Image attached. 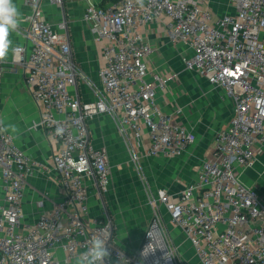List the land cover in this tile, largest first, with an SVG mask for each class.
Instances as JSON below:
<instances>
[{"label": "built area", "instance_id": "obj_1", "mask_svg": "<svg viewBox=\"0 0 264 264\" xmlns=\"http://www.w3.org/2000/svg\"><path fill=\"white\" fill-rule=\"evenodd\" d=\"M23 1L30 9L23 16L26 44L15 46L20 51L12 53V62L24 68L38 124L57 143L52 162L64 199L25 220L29 158L0 131V264H75L98 235L108 239L106 264H175L160 205L182 229L200 264H264V197L237 170L251 167L264 153V0H230L234 13L214 21L201 0H83L81 19L102 41L105 60L99 69L101 95L88 101L74 91L82 72L73 59L64 0ZM48 5L56 8L55 18L48 16ZM161 19L170 40L189 48L181 56L184 69L222 89L232 115L176 200L165 189L156 190L138 246L124 250L106 212L89 216L86 178L105 191L110 164L106 150L90 144L86 120L109 112L124 133L130 130L138 138L147 129L150 156L178 155L195 141L193 130L156 101L164 81L149 69L154 49L143 30ZM3 72L0 62V80ZM131 159H138L133 150Z\"/></svg>", "mask_w": 264, "mask_h": 264}, {"label": "crops", "instance_id": "obj_2", "mask_svg": "<svg viewBox=\"0 0 264 264\" xmlns=\"http://www.w3.org/2000/svg\"><path fill=\"white\" fill-rule=\"evenodd\" d=\"M13 3L21 13L18 31L9 36L15 47L26 44L23 16L30 9L23 0H13ZM64 3L73 59L82 72L74 91L81 100L88 101L96 94L101 95L99 69L105 63L103 43L81 19L85 2L64 0ZM201 4L210 12L213 21L235 11L230 0H201ZM45 10L49 17L51 14L55 18L54 6H45ZM165 23L162 19L154 21L143 30L145 40L154 49L147 58L149 69L158 72L164 81L163 87L156 91V101L163 111L175 112L177 119L193 130L195 141L181 154L150 156L146 154L149 144L147 129H143L138 138L130 130L124 133L109 112L86 120L90 144L104 148L110 164V181L105 191L99 192L95 179L86 178L89 216L106 212L113 221L116 243L124 250L138 246L152 212L147 208L142 213V200H138L135 193L137 187L140 198L143 197L141 183L129 161L131 150L138 154L140 167L137 171L145 178L148 199L157 189L163 188L170 199L176 200L195 178L201 161L211 155L216 132L227 126L232 115V102L223 95L222 89L213 86L203 75L184 69L181 56L189 52V48L182 42L170 40ZM38 120L39 110L26 85L24 68L12 62V52L9 51L0 80V122L29 158L31 172L25 178L22 201L26 221L49 211L64 199L52 162L57 143L48 137ZM237 170L240 179L254 186L264 197V153L257 156L251 167ZM163 217L167 220L165 227L173 247L185 258L189 257L192 264L194 261L200 264L182 229L170 223L167 216Z\"/></svg>", "mask_w": 264, "mask_h": 264}, {"label": "clouds", "instance_id": "obj_3", "mask_svg": "<svg viewBox=\"0 0 264 264\" xmlns=\"http://www.w3.org/2000/svg\"><path fill=\"white\" fill-rule=\"evenodd\" d=\"M20 16L21 13L13 0H0V62L6 61L9 51L14 55L20 51L19 48L13 46L12 40L9 39L10 34L19 29ZM6 130V128L0 127V131ZM107 242L108 239L103 235L92 238L87 250L75 258V264H106L111 256Z\"/></svg>", "mask_w": 264, "mask_h": 264}, {"label": "rangeland", "instance_id": "obj_4", "mask_svg": "<svg viewBox=\"0 0 264 264\" xmlns=\"http://www.w3.org/2000/svg\"><path fill=\"white\" fill-rule=\"evenodd\" d=\"M64 10H65V5H64ZM65 13H66V10H65ZM130 159H131V156H130ZM130 159H129V161H130V164L132 165V167L134 169V172H135V175H136V179L139 180L140 183H141V191H142L141 193H142L143 197L140 198L137 187H135L134 190H135V193H136V195L138 197V200L139 199L142 200V203H141L142 213L144 214L146 212V209L150 208V212L152 211L151 212V216H152L154 208H153V206L151 204V200H152L153 196H155V194L150 196L149 199H148V196L146 194V188H145V185H146L145 184V178H144V176L142 174H140L139 171H137V170H139L138 168L140 167V165L137 164L138 162H134L132 159L131 160ZM161 206L162 205H160L158 207V215H159L160 220L162 222L164 235H165V237H166V239L168 241V244L173 248V252H174L173 253L174 254L173 255V260H174V263L175 264H192L189 257L185 258L184 256L181 255L180 252H178L176 250L175 247H173V244L171 243V241L169 239V236H168L167 227H165L167 220H165L164 217H163V215L167 216L168 221H170L169 220V216H168V212L165 210L164 206H162V207L164 208L165 211L162 212L161 209H160ZM151 216L149 215V220L151 219ZM149 220L147 222V226L149 224ZM193 264H197V263L194 261Z\"/></svg>", "mask_w": 264, "mask_h": 264}, {"label": "trees", "instance_id": "obj_5", "mask_svg": "<svg viewBox=\"0 0 264 264\" xmlns=\"http://www.w3.org/2000/svg\"><path fill=\"white\" fill-rule=\"evenodd\" d=\"M114 1V0H113ZM103 3V2H102Z\"/></svg>", "mask_w": 264, "mask_h": 264}]
</instances>
